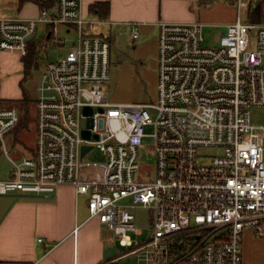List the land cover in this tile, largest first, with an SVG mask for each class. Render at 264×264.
Returning a JSON list of instances; mask_svg holds the SVG:
<instances>
[{"label": "built area", "instance_id": "built-area-1", "mask_svg": "<svg viewBox=\"0 0 264 264\" xmlns=\"http://www.w3.org/2000/svg\"><path fill=\"white\" fill-rule=\"evenodd\" d=\"M42 1L52 5L35 18L0 17V51L25 57L40 24L43 45H66L61 26L76 39L42 72L30 155H9L5 139L22 115L0 107V145L13 165L0 195L51 196L72 184L88 195L90 218L129 247L114 263L133 255L139 264H244L243 231L264 238V123L252 115L264 109V23L241 19L251 0H231L236 19L214 45L201 23H159L155 102L113 101L104 87L110 39L93 33L80 0ZM131 34L139 37L137 24ZM94 150L103 162L87 159ZM136 208L153 212L146 237Z\"/></svg>", "mask_w": 264, "mask_h": 264}, {"label": "crops", "instance_id": "crops-1", "mask_svg": "<svg viewBox=\"0 0 264 264\" xmlns=\"http://www.w3.org/2000/svg\"><path fill=\"white\" fill-rule=\"evenodd\" d=\"M98 2L107 4L108 10H92L91 5ZM219 4L221 9H217ZM80 9L93 22V33L104 36L105 31L113 32L117 26L131 32L132 25L137 24L138 38L145 45L143 38L155 32L157 53L160 22H198L203 24V32L205 25H220L224 30L221 36L237 15L234 5L212 4L210 0H80ZM40 10L37 1L0 0L3 18H35ZM61 28L66 34L74 33L69 27ZM2 53L0 74L7 68ZM12 172V163L0 168V179L9 178ZM103 227L98 219L90 218L87 201L72 184L58 186L51 196L19 192L0 195V264H105Z\"/></svg>", "mask_w": 264, "mask_h": 264}, {"label": "rangeland", "instance_id": "rangeland-1", "mask_svg": "<svg viewBox=\"0 0 264 264\" xmlns=\"http://www.w3.org/2000/svg\"><path fill=\"white\" fill-rule=\"evenodd\" d=\"M210 2L212 4L225 2L228 5H234L231 0H210ZM208 7L212 8L210 5ZM217 9H221V4L217 6ZM241 19L243 21L247 19L244 10L242 11ZM223 32V27L220 25H205L204 43L206 45H214L217 37ZM45 34L46 29L43 24H40L37 34L40 40L37 52L38 67L34 68L28 76L25 75L23 61L19 59L16 53H2V60L3 63L7 64V68L3 69L0 74V99L11 100L12 102L0 103V107H18L24 120L17 131L8 134L5 139L9 155L14 159L30 155L31 149L35 144V100L38 95V85L43 70L48 62L57 61L64 57L76 39L75 33L66 34L63 28H61L59 35L61 38H66V45L54 42H47V44L43 45L42 38ZM104 36L110 38L112 45L110 80L104 84L111 99L117 102H155L157 96L158 65L157 52L153 45L155 32L143 38L146 42L145 45L141 44V39H134L129 29L121 26H117L113 32L105 31ZM26 97L29 100L28 109L24 108L23 103L18 102V100ZM252 113L254 123H264V109L254 108ZM150 114L152 118L156 117V111L153 109H150ZM147 131L152 132L153 128L149 127ZM144 145L151 147L154 145L153 140L151 138L145 139ZM147 149L150 148H144L142 157L145 162L153 166L155 164V154L152 150ZM87 159L94 162H103L104 156L99 151L94 150ZM10 165L11 161L1 144L0 168H8ZM83 197L88 204V195L83 194ZM133 212L136 215L137 224L145 228L143 237L148 236L150 233L148 217L149 213L151 216L153 212L143 208L133 209ZM102 237L105 240L103 258L105 264H139L133 255L121 258L115 263L111 262L113 258L127 252L129 247L122 246L115 239L114 231L106 225L102 228ZM242 250L244 264H264V238L254 236L251 230H244L242 233Z\"/></svg>", "mask_w": 264, "mask_h": 264}, {"label": "trees", "instance_id": "trees-1", "mask_svg": "<svg viewBox=\"0 0 264 264\" xmlns=\"http://www.w3.org/2000/svg\"><path fill=\"white\" fill-rule=\"evenodd\" d=\"M26 1H37L40 4L41 8L49 7L52 5L51 3H46V2H43L42 0H20L21 3H24ZM108 7L109 6L107 4H101L99 2L91 5L92 10H98L100 12H103V10L105 9L107 11ZM247 20L253 23H264V0H251ZM39 41H40L39 38L32 39L30 43L29 53L22 59L24 72L26 76L30 75L32 70L38 67L37 52L39 48V44H38ZM3 102H12V101L0 99V103H3ZM18 102L23 103L24 108L28 109V106H29L28 97L22 100H18ZM22 121H24L23 118H22ZM22 121L20 122V124L22 123ZM19 126L16 128V130L19 128Z\"/></svg>", "mask_w": 264, "mask_h": 264}, {"label": "water", "instance_id": "water-1", "mask_svg": "<svg viewBox=\"0 0 264 264\" xmlns=\"http://www.w3.org/2000/svg\"><path fill=\"white\" fill-rule=\"evenodd\" d=\"M88 150H90V146H84V147H83V155H84Z\"/></svg>", "mask_w": 264, "mask_h": 264}]
</instances>
